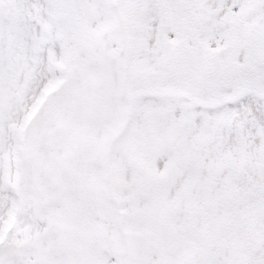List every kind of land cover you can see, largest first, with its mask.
I'll use <instances>...</instances> for the list:
<instances>
[{"label":"rangeland","instance_id":"obj_1","mask_svg":"<svg viewBox=\"0 0 264 264\" xmlns=\"http://www.w3.org/2000/svg\"><path fill=\"white\" fill-rule=\"evenodd\" d=\"M64 4L59 26L68 19V29L48 22L30 66H18L13 49L0 68V225L11 205L18 121L45 84L65 78L29 129L21 213L0 247H11L23 264H104L113 252L120 264H150L241 190L246 167L264 168V152L229 157L215 162L213 171L198 169L181 180L188 157L161 155L164 140L133 122L112 146L133 108L130 14L120 9V0H94L79 10L71 0ZM49 40L56 44L45 49ZM179 134V128L172 130L168 141ZM220 176L228 187L218 200ZM261 183L264 177L257 176L247 194ZM160 239L164 243L156 245Z\"/></svg>","mask_w":264,"mask_h":264},{"label":"snow or ice","instance_id":"obj_2","mask_svg":"<svg viewBox=\"0 0 264 264\" xmlns=\"http://www.w3.org/2000/svg\"><path fill=\"white\" fill-rule=\"evenodd\" d=\"M62 7L64 0H0V68L13 49L18 66H30L52 11ZM119 7L130 14L133 123L164 140L161 155L188 157L181 180L229 157L264 152V0H120ZM69 26L65 19L59 27ZM257 176L264 168L246 167L241 190L150 264H264V183L251 196L246 191ZM227 187L220 176L218 200ZM0 264L23 262L0 247Z\"/></svg>","mask_w":264,"mask_h":264},{"label":"bare ground","instance_id":"obj_3","mask_svg":"<svg viewBox=\"0 0 264 264\" xmlns=\"http://www.w3.org/2000/svg\"><path fill=\"white\" fill-rule=\"evenodd\" d=\"M53 94L49 95V97L46 99V101L43 103L42 107L40 108V110L38 111V113L36 114V116L32 119V121L30 122V124H32L33 121H35V119L39 116V114L42 112L43 107L45 106V104L47 103V101L49 100V98L52 96ZM30 126V125H29ZM10 233V232H9ZM8 233V234H9ZM7 239V238H6ZM5 239V241H6Z\"/></svg>","mask_w":264,"mask_h":264}]
</instances>
